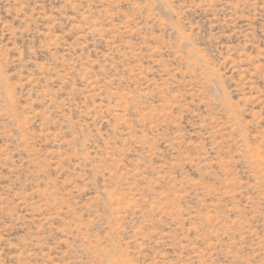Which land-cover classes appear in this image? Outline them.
I'll return each instance as SVG.
<instances>
[{
  "label": "rangeland",
  "instance_id": "374dc122",
  "mask_svg": "<svg viewBox=\"0 0 264 264\" xmlns=\"http://www.w3.org/2000/svg\"><path fill=\"white\" fill-rule=\"evenodd\" d=\"M0 264H264V0H0Z\"/></svg>",
  "mask_w": 264,
  "mask_h": 264
}]
</instances>
